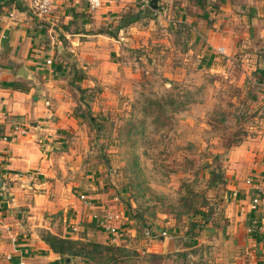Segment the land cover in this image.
<instances>
[{
  "label": "rangeland",
  "instance_id": "rangeland-1",
  "mask_svg": "<svg viewBox=\"0 0 264 264\" xmlns=\"http://www.w3.org/2000/svg\"><path fill=\"white\" fill-rule=\"evenodd\" d=\"M148 1L130 6L113 24L117 30L121 21L140 17L125 24L127 41L116 57L130 77L118 83L116 96L98 87L82 93L75 113L84 114L55 158L58 181L48 180L63 189L69 185L79 203L75 211L65 207L49 214L48 222L60 236L112 243L89 220L93 210L81 202L84 194L98 206L95 214H121L118 244L112 243L126 254L120 264H263L245 239L248 233L240 241L235 226L264 218L262 205L251 209L256 191L245 184L255 179L249 142L256 143L254 149L264 145V72L252 70L250 52L234 50L225 57L214 52L217 47L199 46L198 6L218 0H160L157 11L144 5ZM181 5L191 15L186 23L176 22L175 7ZM169 8L173 25L159 14ZM143 25L150 28L145 35L137 32ZM70 219H78L77 231ZM147 230L166 236L152 239ZM65 259L59 257L60 264H95Z\"/></svg>",
  "mask_w": 264,
  "mask_h": 264
},
{
  "label": "crops",
  "instance_id": "crops-1",
  "mask_svg": "<svg viewBox=\"0 0 264 264\" xmlns=\"http://www.w3.org/2000/svg\"><path fill=\"white\" fill-rule=\"evenodd\" d=\"M102 1V6L92 10L86 1L59 0L48 16L39 19L19 2L0 0V264H60L59 256L41 239L39 231L59 235L47 216L65 207L75 211L79 202L72 198L69 185L63 189L57 182L48 183L49 177L58 181L55 158L70 143L67 137L84 114L75 113L77 104H83L82 93L98 87L112 97L118 83L130 77L126 65L121 70L116 59L123 53L127 27L112 29L140 0ZM198 7L201 12L196 19L203 26L198 32L202 37L199 46L205 51L208 46L217 47L214 52L223 47L225 57L234 50L250 52L255 57L252 70L264 72V0H218L205 9ZM175 9L176 22L186 23L191 15L185 6ZM159 14L164 22L175 23L172 8ZM208 19L213 21L211 25ZM138 20L140 17L133 22ZM143 27L137 32L149 33L150 28ZM190 46L186 49L189 52ZM242 46L247 51L243 52ZM48 59L51 64L46 63ZM249 144L253 145L246 155L255 177L250 187L258 186L264 192V145L254 149L256 143ZM246 147L241 145L243 150ZM59 197L69 198L57 200ZM259 205L264 209V200ZM96 208V204L90 207L93 214ZM93 219L90 216L89 220ZM70 220L77 225L78 219ZM235 229L240 241L248 233L245 239L253 242L254 256L264 264V218L254 226L238 223Z\"/></svg>",
  "mask_w": 264,
  "mask_h": 264
},
{
  "label": "built area",
  "instance_id": "built-area-1",
  "mask_svg": "<svg viewBox=\"0 0 264 264\" xmlns=\"http://www.w3.org/2000/svg\"><path fill=\"white\" fill-rule=\"evenodd\" d=\"M13 2H19L24 5L29 11H31L37 18L44 19L48 16L52 10L55 8V4L59 0H10ZM64 1H71L73 3H79L80 1H86L90 9H97L102 6V0H64ZM219 53H224L223 47H219L217 49ZM47 64H51V60L48 59L46 61ZM246 184L253 186V180L247 179L245 181ZM253 190H255V194L253 199L251 200L250 207L252 210H255L257 206L264 200V192L258 186H254ZM234 195L237 193L234 192ZM80 200L86 207H92V201L87 195H80ZM92 217L98 220V226L107 232L110 236V240L114 244H118V236L119 231L121 228V214L115 211H102L100 214H93ZM72 229L74 231L78 230L77 226H73ZM147 235L152 237V239H162L166 236V232H157L153 230H147ZM18 264H24L23 261H20Z\"/></svg>",
  "mask_w": 264,
  "mask_h": 264
},
{
  "label": "trees",
  "instance_id": "trees-1",
  "mask_svg": "<svg viewBox=\"0 0 264 264\" xmlns=\"http://www.w3.org/2000/svg\"><path fill=\"white\" fill-rule=\"evenodd\" d=\"M137 19L134 16L131 20H123L117 28L125 26ZM262 73V72H261ZM41 239L56 253L60 258L82 257L88 262L95 264H120L126 257L123 249L112 243H102L98 241H86L84 239H71L45 231L41 234ZM65 259V260H66Z\"/></svg>",
  "mask_w": 264,
  "mask_h": 264
},
{
  "label": "water",
  "instance_id": "water-1",
  "mask_svg": "<svg viewBox=\"0 0 264 264\" xmlns=\"http://www.w3.org/2000/svg\"><path fill=\"white\" fill-rule=\"evenodd\" d=\"M157 1L158 0H149V6L152 7L153 9H157Z\"/></svg>",
  "mask_w": 264,
  "mask_h": 264
}]
</instances>
